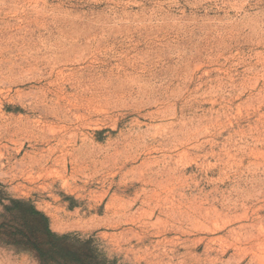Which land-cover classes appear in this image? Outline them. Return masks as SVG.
I'll use <instances>...</instances> for the list:
<instances>
[{
  "label": "rangeland",
  "instance_id": "374dc122",
  "mask_svg": "<svg viewBox=\"0 0 264 264\" xmlns=\"http://www.w3.org/2000/svg\"><path fill=\"white\" fill-rule=\"evenodd\" d=\"M12 200L103 264H264V0H0Z\"/></svg>",
  "mask_w": 264,
  "mask_h": 264
},
{
  "label": "trees",
  "instance_id": "16d2710c",
  "mask_svg": "<svg viewBox=\"0 0 264 264\" xmlns=\"http://www.w3.org/2000/svg\"><path fill=\"white\" fill-rule=\"evenodd\" d=\"M0 245L32 254L40 264H103L86 250L89 242L70 245L69 235L52 231L49 219L23 200L2 204Z\"/></svg>",
  "mask_w": 264,
  "mask_h": 264
}]
</instances>
